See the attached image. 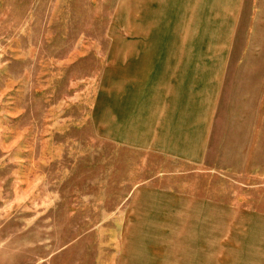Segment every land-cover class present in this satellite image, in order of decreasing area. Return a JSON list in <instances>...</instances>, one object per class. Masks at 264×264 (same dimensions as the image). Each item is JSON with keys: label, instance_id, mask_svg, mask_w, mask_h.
Returning <instances> with one entry per match:
<instances>
[{"label": "rangeland", "instance_id": "374dc122", "mask_svg": "<svg viewBox=\"0 0 264 264\" xmlns=\"http://www.w3.org/2000/svg\"><path fill=\"white\" fill-rule=\"evenodd\" d=\"M0 264H264V0H0Z\"/></svg>", "mask_w": 264, "mask_h": 264}, {"label": "crops", "instance_id": "0c3cea01", "mask_svg": "<svg viewBox=\"0 0 264 264\" xmlns=\"http://www.w3.org/2000/svg\"><path fill=\"white\" fill-rule=\"evenodd\" d=\"M161 68H163L165 65L160 64ZM160 70L162 71L161 74H158L156 77V81L154 84V88L151 87L149 88L151 93H155V96H157V92H160V99L162 96H170L172 100L175 94H177V91L179 89V79L178 78H169L168 75H164L163 69ZM188 88H190V85H187ZM181 88V87H180ZM169 101H166V105L169 106ZM159 109L158 112L154 111L152 115L147 116L145 119L144 117L142 118L140 115L139 117H131L132 120H130L128 125L127 120H124V123H127L125 125V131L131 130L134 133V137H132L131 140L135 141L133 143L136 146H143L144 144H148V140L153 139V138H147V134L150 135L154 133V131H159L162 133L163 136H160L159 139L161 140L159 144L165 145L167 147H172L173 145L169 146L174 142V138L171 137H166L164 136V132L169 129L170 125V120L172 122L173 119V110L171 109H166L165 104H159L158 105ZM144 115V114H143ZM154 115V116H153ZM153 116V117H152ZM151 117V118H150ZM150 118V119H149ZM145 124V127L143 125ZM145 131L146 135L143 137L141 134ZM140 135V136H139ZM140 137V138H137ZM141 141V143H139ZM144 141V142H143Z\"/></svg>", "mask_w": 264, "mask_h": 264}]
</instances>
